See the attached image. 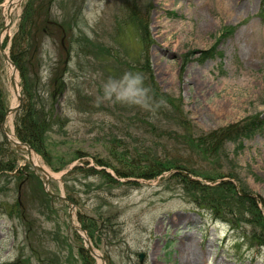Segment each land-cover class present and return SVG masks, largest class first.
Returning a JSON list of instances; mask_svg holds the SVG:
<instances>
[{
  "label": "rangeland",
  "instance_id": "374dc122",
  "mask_svg": "<svg viewBox=\"0 0 264 264\" xmlns=\"http://www.w3.org/2000/svg\"><path fill=\"white\" fill-rule=\"evenodd\" d=\"M7 1L0 0V36ZM263 7L264 0H22L3 42L19 72L21 105L11 118L15 90L0 51V264H264V130L241 147L226 142L222 155L199 144L252 116L264 123ZM214 45L216 54L204 57ZM147 49L174 107L131 80L128 68L144 69ZM30 84L32 113L52 123L41 151L28 142L38 160L7 138L27 142L18 128L29 115ZM146 154L169 170L151 183L124 180L119 172L140 178ZM73 164L50 179V195L37 166L57 174ZM178 174L243 187L260 212L249 199L223 198L222 214L236 229L201 208L202 195L187 192ZM63 193L75 205L74 223Z\"/></svg>",
  "mask_w": 264,
  "mask_h": 264
},
{
  "label": "trees",
  "instance_id": "16d2710c",
  "mask_svg": "<svg viewBox=\"0 0 264 264\" xmlns=\"http://www.w3.org/2000/svg\"><path fill=\"white\" fill-rule=\"evenodd\" d=\"M262 17H264V7L262 8V12L260 13ZM146 35H149V31L147 26L144 27ZM150 41V36H149ZM204 57L208 58L211 56H214L216 54V46L214 45L210 49L205 50ZM17 57V56H16ZM15 59V58H14ZM144 59V65L145 68L137 67V66H131L128 68V73L131 75V80H134L137 84V80L142 82V85H137V88L143 89L148 87L149 91L148 94L152 93V90L154 93H156L157 98L162 103H171V106L174 107L175 102H173V97L166 93L165 91H161V88H158V84L156 83L151 63H150V57L148 54V49L143 54ZM138 70H140V74L138 73ZM31 86V84H30ZM29 86V87H30ZM27 90L30 92V96L26 99L25 102V110L29 113V115L26 116L25 120L22 124H20L18 130H20V135L23 140L29 142L34 148H36L38 151L42 150V144L44 141V135H46V132H48L51 127L52 123L47 122L46 118L48 117L47 114H44L43 111L40 113L33 112L34 109V103L31 95L32 86L30 88H27ZM176 108H180L179 106H176ZM163 109V106L160 107V111ZM181 109V108H180ZM34 117V118H33ZM29 120H32L29 122ZM264 130V123L258 118V116H252L250 118H247L242 121H238L232 124H229L224 127H220L216 129L215 131L210 132L209 134H204L200 137L199 144L200 146L204 147V150L215 152L217 154L218 151H220V154H224L225 150H223L224 145L226 142L235 141L239 142V147L242 146V142L245 138H248L249 136L253 135L256 132H260ZM146 159L150 161V165L145 169L139 172L137 174V177L145 178V179H153L159 176L160 174L164 173L165 171L169 170L168 166H165L163 162L159 163L158 160H155L156 162L152 163L150 159V155L146 154ZM80 168V167H78ZM13 168H11L12 170ZM81 169V168H80ZM1 170V168H0ZM119 174H123L126 177L134 176V171H128V172H119ZM175 176L181 177L183 183L186 185L185 189L187 192L193 191L194 193H198L199 195H202V198H196L197 201H199V206L201 208H205L207 210L212 211V213L219 219L224 220L230 225L236 229H239L238 226L235 225V221H237L235 218H229L227 215L222 214V207L224 205V199L223 198H230L232 201L235 198H239L240 200H246L249 199L250 206L259 211L258 206L256 205V201L254 197H248L247 189H244L241 187L239 189V192L236 190L235 186H229V183H220L219 185L210 187L206 184L192 180L188 175L178 174ZM226 191L225 194H222L221 191ZM220 194V195H219ZM237 198V199H238ZM238 199V200H239ZM228 203V200H227ZM260 212V211H259ZM234 217V216H232ZM261 246H264V241H261Z\"/></svg>",
  "mask_w": 264,
  "mask_h": 264
},
{
  "label": "water",
  "instance_id": "95a60500",
  "mask_svg": "<svg viewBox=\"0 0 264 264\" xmlns=\"http://www.w3.org/2000/svg\"><path fill=\"white\" fill-rule=\"evenodd\" d=\"M22 2V0H21ZM10 24V22H9ZM8 25H6V28L4 30V32L9 29L7 28ZM0 51L1 53L4 55V58L6 59L7 61V65L8 66H13L15 69H17V65L15 64V62L11 59L10 57V54H9V50H7L6 48H4L3 46V33L1 34L0 36ZM16 94H17V97H18V105L20 103V93L18 90H16ZM17 110V106L15 107H11L8 111H7V114L11 113V112H15ZM4 127V126H3ZM7 138L10 142L14 143L16 146L20 147V148H24L28 151L29 155L32 157V155L35 154V156L37 157V159L39 158L38 154L35 152V150L33 149V147L28 144L27 142H23L21 140L18 139V136H16L15 134L11 133V134H8L7 135ZM37 168H39V170L44 174L45 176V180H46V185H45V188H46V191L53 196V193L50 191V179L51 178H61V176L63 174H65L67 171H63V172H59L57 174H52L50 173L47 169L41 167V166H37ZM125 180H136V181H139V182H144V183H151L150 181L146 180V179H135V178H127ZM62 198H64L66 201L68 200L69 201V204H70V208H71V211H70V216H71V219L74 223V208H75V205L73 204V202H71L68 197L65 195V193H63L61 195ZM77 229H79L78 226H76ZM82 228V227H81ZM83 230V237L85 238V241H86V245L87 247L89 248V250L95 254V256H97L98 258H102L101 254L94 248L92 242L90 241L86 231L82 228Z\"/></svg>",
  "mask_w": 264,
  "mask_h": 264
},
{
  "label": "bare ground",
  "instance_id": "6f19581e",
  "mask_svg": "<svg viewBox=\"0 0 264 264\" xmlns=\"http://www.w3.org/2000/svg\"><path fill=\"white\" fill-rule=\"evenodd\" d=\"M21 0H8L7 1V4L5 6V9L7 11V16H8V27H10V15L14 12L13 10L18 7V5L20 4ZM10 30L7 29L5 32H3V35L5 36L6 33H8ZM9 75H10V78H11V81H12V85H13V90L15 89H18L20 90V85H19V72H18V69H15L13 66H9ZM16 91V90H15ZM15 97H16V94H15ZM36 157V156H35ZM37 159V157H36ZM38 160V159H37ZM76 226L79 227V229L82 231V228L80 225L76 224ZM200 264V262H199Z\"/></svg>",
  "mask_w": 264,
  "mask_h": 264
}]
</instances>
